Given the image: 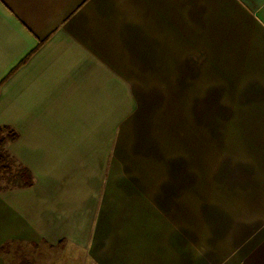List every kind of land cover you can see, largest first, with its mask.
<instances>
[{"label": "crops", "instance_id": "obj_1", "mask_svg": "<svg viewBox=\"0 0 264 264\" xmlns=\"http://www.w3.org/2000/svg\"><path fill=\"white\" fill-rule=\"evenodd\" d=\"M4 126L0 249L264 264V0H0Z\"/></svg>", "mask_w": 264, "mask_h": 264}, {"label": "rangeland", "instance_id": "obj_2", "mask_svg": "<svg viewBox=\"0 0 264 264\" xmlns=\"http://www.w3.org/2000/svg\"><path fill=\"white\" fill-rule=\"evenodd\" d=\"M7 136V132L2 134V137ZM9 143V142H8ZM7 143V144H8ZM7 144L0 149L7 155L12 166L10 173L2 172V180L0 185L5 188L13 186V179L18 172L20 164H18L12 157ZM198 157L205 156L204 149L199 147L198 143ZM216 156H219L216 154ZM213 157L212 179H213V203H221L235 196L236 182L227 176L224 177L222 165L219 162V157ZM200 167L201 160H198ZM5 251L0 252V264H24L28 261L29 264H93L90 261L84 260L81 253L76 251L72 253H64L60 247L52 246H36L23 243H7ZM30 261V262H29Z\"/></svg>", "mask_w": 264, "mask_h": 264}, {"label": "trees", "instance_id": "obj_3", "mask_svg": "<svg viewBox=\"0 0 264 264\" xmlns=\"http://www.w3.org/2000/svg\"><path fill=\"white\" fill-rule=\"evenodd\" d=\"M7 132V136L2 137V134ZM17 134L12 131L8 126L0 127V149L8 142H13L17 139ZM12 171L11 163L8 160V157L3 152L0 153V183L2 180V172L10 173ZM33 184V177L30 170L20 165L18 172L16 173L13 179V186H30ZM2 186L0 185V189ZM7 247H2L0 250L5 251ZM30 262V261H29ZM24 264H29L28 261H24Z\"/></svg>", "mask_w": 264, "mask_h": 264}]
</instances>
